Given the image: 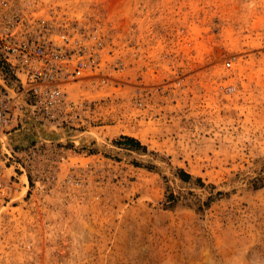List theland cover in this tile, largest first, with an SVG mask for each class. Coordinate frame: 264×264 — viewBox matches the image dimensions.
<instances>
[{
  "label": "rangeland",
  "instance_id": "374dc122",
  "mask_svg": "<svg viewBox=\"0 0 264 264\" xmlns=\"http://www.w3.org/2000/svg\"><path fill=\"white\" fill-rule=\"evenodd\" d=\"M49 3L104 62L10 132L0 264H264V0Z\"/></svg>",
  "mask_w": 264,
  "mask_h": 264
},
{
  "label": "built area",
  "instance_id": "2783aa9c",
  "mask_svg": "<svg viewBox=\"0 0 264 264\" xmlns=\"http://www.w3.org/2000/svg\"><path fill=\"white\" fill-rule=\"evenodd\" d=\"M104 47L97 23L58 16L49 0H0V213L17 190L10 159L23 154L8 147L10 132L29 116L65 122L74 106L68 86L102 66Z\"/></svg>",
  "mask_w": 264,
  "mask_h": 264
},
{
  "label": "trees",
  "instance_id": "16d2710c",
  "mask_svg": "<svg viewBox=\"0 0 264 264\" xmlns=\"http://www.w3.org/2000/svg\"><path fill=\"white\" fill-rule=\"evenodd\" d=\"M122 140H123V142H115L116 145L117 146H119V145L129 146L131 143H133V144L135 143V146H139V145H137L138 144L137 141H135L131 137L124 136ZM179 172H181V174H182L183 178H185V180H187L189 178V175L187 173H184L183 171H179Z\"/></svg>",
  "mask_w": 264,
  "mask_h": 264
},
{
  "label": "bare ground",
  "instance_id": "6f19581e",
  "mask_svg": "<svg viewBox=\"0 0 264 264\" xmlns=\"http://www.w3.org/2000/svg\"><path fill=\"white\" fill-rule=\"evenodd\" d=\"M21 100H22V98L19 97V101H21ZM29 117H32V116H29ZM29 117H28V118H29ZM32 118H33V117H32ZM20 123L22 124V122H20ZM44 125H48V124H44ZM2 147H3V145H2ZM2 147H1V148H2ZM0 151H1V149H0Z\"/></svg>",
  "mask_w": 264,
  "mask_h": 264
}]
</instances>
